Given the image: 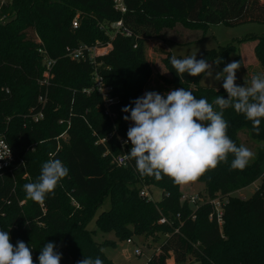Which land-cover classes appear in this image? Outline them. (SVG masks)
<instances>
[{
	"label": "trees",
	"instance_id": "trees-1",
	"mask_svg": "<svg viewBox=\"0 0 264 264\" xmlns=\"http://www.w3.org/2000/svg\"><path fill=\"white\" fill-rule=\"evenodd\" d=\"M126 3L127 26L137 34L146 32L150 39H160L177 27L206 32L211 25L264 24V0H126ZM78 11L81 13L75 29L73 21ZM3 14L9 17L6 23L0 22V136L13 148L16 161L12 173L0 172V230L9 232L13 246L23 241L32 251L34 264H39L41 249L49 242L61 253V264H69L71 259L78 264L85 256H99L104 264H114L87 229L96 211L110 198V210L97 219L102 232H114L122 240L133 236L157 240L165 236L148 264H168L171 256L176 264H264V147L243 170L231 168L234 156L229 154L226 162L197 180L205 185L209 199L229 198L223 232L216 222L209 220V204L200 207L197 219L192 220L193 211L187 201L183 202L181 185L168 176L156 179L141 175L134 160L126 167L114 163V157L125 151L120 140H128L127 132L132 126L130 119H123L130 113H124L122 108L134 107L131 102L144 96L153 77L143 47L140 44L133 50L129 40L118 37L111 51L95 59L105 83L120 100L112 108L115 118L105 114L97 93H84L92 86L95 66L72 61L67 56L70 50L83 45L107 47L112 43L101 29L102 25L122 19L112 0H13L1 9L0 19ZM243 42L255 44L256 58L264 70V35L249 36ZM42 46L57 60L44 109L38 100L40 94H45L38 85L44 72L39 54ZM232 49L230 46L220 53L208 51L197 60L219 61L221 65ZM134 53H139L141 60ZM171 58L168 53L163 61L170 75L164 78L171 88L169 92L184 88L209 103L218 95L228 98L224 88L200 87L199 77L188 74L180 77ZM239 62L243 64L241 59ZM213 107L220 111L218 106ZM41 113L44 119L35 122V116ZM223 118L229 125V138L238 147L243 130L254 141L264 142V118L258 133L252 122L232 107L223 110ZM68 122L70 139L63 142L55 156L69 169L68 176L42 202L28 199L24 185L37 181L42 164L56 151V138L67 130ZM103 139L104 144H97ZM260 179L262 184L252 197L247 200L233 197ZM145 187L162 190V199L150 201L142 197ZM162 219L167 224H160Z\"/></svg>",
	"mask_w": 264,
	"mask_h": 264
},
{
	"label": "clouds",
	"instance_id": "clouds-1",
	"mask_svg": "<svg viewBox=\"0 0 264 264\" xmlns=\"http://www.w3.org/2000/svg\"><path fill=\"white\" fill-rule=\"evenodd\" d=\"M171 64L180 77L184 74L205 79L213 77L212 65L205 59L197 60L195 55L183 59L172 56ZM240 67V62L233 61L214 77L216 81H223L227 99L218 95L209 103L207 99H197L192 91L179 88L164 96L146 92L131 102L134 107L122 108L124 113H130L123 119L132 122L127 132L131 151L126 158L135 161L141 175L156 179L164 175L184 185L216 169L221 162L227 161L229 154L234 156L232 169L243 170L248 165L254 153L243 145L238 147L229 138V125L223 118V110L232 107L244 114L258 133L264 118V75L253 76L250 84L245 81L246 87L238 86L236 73ZM213 105L220 111L214 110ZM49 155L37 181L24 185L27 198L36 202L54 193L60 181L69 174L61 160ZM56 247L52 242L46 243L41 249L39 264H61L62 255ZM0 264H34L32 251L23 241L13 246L9 232L0 230ZM78 264L104 262L99 256H85Z\"/></svg>",
	"mask_w": 264,
	"mask_h": 264
},
{
	"label": "rangeland",
	"instance_id": "rangeland-1",
	"mask_svg": "<svg viewBox=\"0 0 264 264\" xmlns=\"http://www.w3.org/2000/svg\"><path fill=\"white\" fill-rule=\"evenodd\" d=\"M80 13L81 12L78 11L76 16ZM129 20L130 19L127 21ZM7 21L8 20L0 22L6 23ZM129 27L131 28V26ZM132 30L134 31V29ZM140 35L143 39L139 43V46L140 44L142 45L145 58L153 73V77L146 88V92H158L164 96L171 89L164 82V78L170 77L163 62L168 53H170L171 56H176L178 59H183L192 55H195L198 59L203 56L205 52L213 51L214 53H220L230 46L233 47L227 54L223 64L217 65L215 63H210L213 72L212 78L205 79L203 76L198 78V85L202 88L213 90L222 89L223 81H216L214 79L215 75L222 72L223 68L228 63L233 61L239 62L240 59L243 64H241L240 69L236 73V83L238 86L246 87L245 81L250 84L253 76L258 74L264 75V70L258 62L254 52L255 44L243 42V40L249 36L264 35V24L246 23L238 26H228L226 24L211 25L207 28L206 32H193L177 27L174 31H169L163 37L161 36L160 39H150L146 35V32H142ZM177 35H180L179 38L174 40L173 38ZM134 55L137 59L141 60L139 53H134ZM201 80H204V82H201ZM239 137L241 145L249 148L254 153L249 161V163H253L257 159L259 150L264 147V142L254 141L247 130L241 131ZM261 184L262 179L258 180L250 187L237 192L233 197L247 200L260 188ZM150 192L153 195L154 201H160L162 199V190L151 187ZM180 193L186 198L196 197L197 195L208 198L205 185L199 181L181 185ZM184 201L185 200H183V202ZM189 207L193 213L197 210V206L194 204H190ZM110 208L111 200L108 198L96 211L94 217L87 225V229L93 232L95 242L102 246L106 257L113 261L114 264H148L156 251L155 249L165 241V236H160L157 240L152 238L147 240L145 236H133L131 238L133 243H128L127 239L122 240L118 238L114 232H102L97 225V219L100 214L110 210ZM109 242L113 245H106ZM137 249L142 251V256L136 255ZM69 264H73L72 259L69 261ZM168 264H176L172 256L169 258Z\"/></svg>",
	"mask_w": 264,
	"mask_h": 264
},
{
	"label": "built area",
	"instance_id": "built-area-1",
	"mask_svg": "<svg viewBox=\"0 0 264 264\" xmlns=\"http://www.w3.org/2000/svg\"><path fill=\"white\" fill-rule=\"evenodd\" d=\"M13 0H0V11L4 6L9 5ZM114 10L117 13H120L122 15V19H120L117 22L108 24V25H102L101 29L107 32V34L111 38V42L120 37L126 40H129L133 50H136L139 48V43L142 41L143 37H141L140 34L135 33L127 24L125 23L124 17L129 13V8L127 6L126 0H112ZM9 15L3 14L0 21H6L8 20ZM78 21L79 16L75 18L73 21V27L76 29L78 27ZM38 44L43 45L42 41L40 39H37ZM112 43L109 44L107 47H90V46H80L74 50H70L68 52V57L72 61H76L79 63H91L93 64L94 71L91 76L92 80V86L88 89L84 90V93L87 95H90L92 93H97L102 101H103V109L105 111V114L109 116L110 118H115V114L112 112L113 106L117 105L120 100L114 96V91L111 86H108L103 76L101 75L100 71L98 70V67L96 66V57L103 56L107 54V50L109 48H112ZM103 51V52H100ZM39 54L41 55L43 59V66H44V72L42 74V77L38 80V85L44 89L45 94L41 95L39 97V103L42 105L43 109L46 107L48 102V95L51 87L52 80L54 79L53 75V68L57 63V60L51 58L46 51V49L42 46L39 49ZM44 119V114L41 113L37 116H35V122H39L40 120ZM64 121H61L63 123ZM71 127V123L68 122V128L67 130L59 135L56 138V144L57 148L56 151L52 155V158H55V156L58 154L59 151L62 149L63 142L68 143L70 136H69V129ZM106 139L100 140L97 144H104ZM127 142V143H125ZM121 146L124 148V153L114 157V163L121 167H126L128 163L130 162V159L126 158V154H129L131 151V148H128L130 145V142L125 139L120 140ZM109 152H107L105 155H108ZM0 172L3 173L5 171H10L12 173V166L16 161V156L13 148L7 141V139L4 136H0ZM264 176V174H263ZM141 196L144 198H147L150 201L153 200V195L150 192V190L145 187L141 191ZM183 200L187 201L188 204H194L197 206V210L192 214V220L197 219V211L200 207L209 204L211 206V213L209 215V220L212 222H216L221 232H223V226L225 224L224 220V214H225V208L229 203V198L218 196L214 199L206 198L202 195H197L196 197L186 198L183 197ZM180 217H178L179 219ZM160 224H167L166 219H162L160 221ZM179 230H177V233ZM128 243H133V240H128ZM136 255L142 256L143 253L140 249L136 250Z\"/></svg>",
	"mask_w": 264,
	"mask_h": 264
},
{
	"label": "crops",
	"instance_id": "crops-1",
	"mask_svg": "<svg viewBox=\"0 0 264 264\" xmlns=\"http://www.w3.org/2000/svg\"><path fill=\"white\" fill-rule=\"evenodd\" d=\"M112 48H113V47H112ZM112 48H110V49H109V51H111V50H112ZM109 51H108V52H109ZM108 52H107V53H108ZM236 193H237V192H236ZM236 193H235V194H236ZM233 196H234V194H233Z\"/></svg>",
	"mask_w": 264,
	"mask_h": 264
}]
</instances>
